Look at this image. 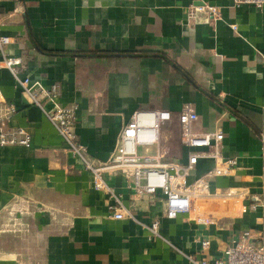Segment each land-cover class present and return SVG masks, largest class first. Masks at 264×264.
<instances>
[{"label":"crops","instance_id":"obj_1","mask_svg":"<svg viewBox=\"0 0 264 264\" xmlns=\"http://www.w3.org/2000/svg\"><path fill=\"white\" fill-rule=\"evenodd\" d=\"M205 5L218 17L188 18V7ZM0 33L14 40L6 52L22 59L21 76L58 85L60 101L77 105V143L93 163L112 158L136 112L158 110L173 116L161 137L166 161L187 163L177 119L191 104L195 130L221 131L224 156L238 159L236 175L213 178L209 191L246 193L213 200L214 222L196 211L170 220L161 193L137 197L124 177L105 175L134 216L114 219L110 195L95 190L93 174L3 69L0 107L17 109L9 130L32 142L0 147V264H213L244 231L264 241V9L233 0H0ZM214 166L200 160L189 183ZM155 220L158 236L140 225Z\"/></svg>","mask_w":264,"mask_h":264},{"label":"built area","instance_id":"obj_2","mask_svg":"<svg viewBox=\"0 0 264 264\" xmlns=\"http://www.w3.org/2000/svg\"><path fill=\"white\" fill-rule=\"evenodd\" d=\"M233 4L236 7L264 9V0H233ZM199 13H206L213 18L219 15L218 9L212 6L187 8L189 19H194ZM13 43L12 37L0 33V70L11 72L15 85L21 88L29 105L45 114L72 156L93 174L95 190L110 195L113 203L109 209L114 219L123 220L125 217L134 216L122 203L121 196L105 181V175L124 177L137 197L156 196L161 193L164 197L165 215L170 220L196 211L208 213L214 222L220 211L214 207L213 200H240L246 196L245 191L236 189H228L222 195L209 191L213 178L236 175L238 159L224 156V134L221 131L201 133L195 130L199 116L191 104L184 105L177 119L181 129V143L192 151L187 163L166 161V154L161 149L162 129L172 121L173 116L170 112L161 110L136 112L122 130L112 158L105 163H93L86 157L87 148L77 143V105H65L60 101L61 92L58 85L48 88L29 77L21 76L22 59L11 57L6 52ZM16 112L14 105L3 104L0 107V147L31 145L32 137L27 131L21 128L9 130V120ZM153 149H156L154 153ZM203 159L214 161V168L195 182L189 183L190 175ZM252 208L255 209L256 206ZM140 225L143 230L158 236L161 221L155 220L151 225ZM202 245L206 250L210 243L204 241ZM191 261L193 262L192 259ZM213 264H264V241L254 238L250 231H244L227 248L224 257L215 260Z\"/></svg>","mask_w":264,"mask_h":264},{"label":"rangeland","instance_id":"obj_3","mask_svg":"<svg viewBox=\"0 0 264 264\" xmlns=\"http://www.w3.org/2000/svg\"><path fill=\"white\" fill-rule=\"evenodd\" d=\"M164 128H165V127H163V129H162V138H163V134L165 133V132H164Z\"/></svg>","mask_w":264,"mask_h":264}]
</instances>
